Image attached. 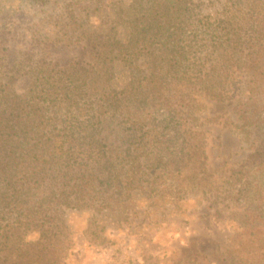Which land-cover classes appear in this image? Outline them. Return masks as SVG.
<instances>
[{
	"label": "trees",
	"instance_id": "obj_1",
	"mask_svg": "<svg viewBox=\"0 0 264 264\" xmlns=\"http://www.w3.org/2000/svg\"><path fill=\"white\" fill-rule=\"evenodd\" d=\"M218 1L206 14L204 0H89L67 14L87 60L2 57L0 259L59 264L67 208L122 215L154 202L157 171L203 162L188 116L199 96L228 91L240 67L251 176L228 252L264 264V0Z\"/></svg>",
	"mask_w": 264,
	"mask_h": 264
},
{
	"label": "rangeland",
	"instance_id": "obj_2",
	"mask_svg": "<svg viewBox=\"0 0 264 264\" xmlns=\"http://www.w3.org/2000/svg\"><path fill=\"white\" fill-rule=\"evenodd\" d=\"M88 1L0 0V61L17 51L22 59L29 52L33 61L87 60L78 37L67 34V14ZM204 1L206 14L219 10L218 0ZM231 71L230 89L219 97L199 96L197 118L187 119L201 133L203 162L185 160L173 174L157 171L153 176L159 177L158 187L149 192L155 201L129 203L132 209L122 215L67 208L59 264H239L231 262L228 249L245 206L240 191L251 176L252 148L236 109L247 73L240 67ZM25 85L23 79L18 88ZM0 264L46 262L11 257Z\"/></svg>",
	"mask_w": 264,
	"mask_h": 264
}]
</instances>
